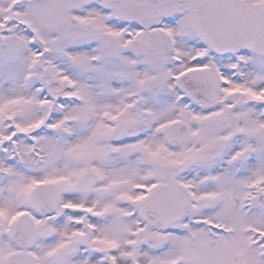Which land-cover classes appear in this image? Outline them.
Listing matches in <instances>:
<instances>
[{
  "label": "snow or ice",
  "instance_id": "1",
  "mask_svg": "<svg viewBox=\"0 0 264 264\" xmlns=\"http://www.w3.org/2000/svg\"><path fill=\"white\" fill-rule=\"evenodd\" d=\"M0 264H264V0H0Z\"/></svg>",
  "mask_w": 264,
  "mask_h": 264
}]
</instances>
